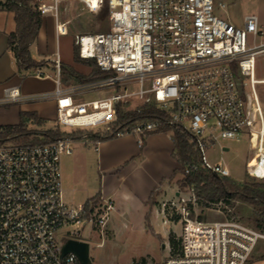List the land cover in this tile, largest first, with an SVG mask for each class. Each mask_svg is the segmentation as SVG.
I'll return each instance as SVG.
<instances>
[{"label": "built area", "instance_id": "2783aa9c", "mask_svg": "<svg viewBox=\"0 0 264 264\" xmlns=\"http://www.w3.org/2000/svg\"><path fill=\"white\" fill-rule=\"evenodd\" d=\"M12 1L19 5L25 1L42 18H52L57 39L70 32L63 18L69 5L64 3H79L91 16L97 9V28L76 33L74 44L80 57L112 74L86 83L104 88V95L81 100L75 89L61 87L57 48L53 58L45 54L37 65L21 72L47 78L51 75L44 67L50 64L56 75L52 94L24 95L19 86H12L0 98L4 105L54 97V125L66 133L50 142H0V264H83L72 252L62 254L65 242L58 233L83 223L102 228L113 206L103 198L66 202L61 157L73 152L76 131L112 130L119 107L141 111L156 105L166 114L165 120L128 125L119 136L137 134L142 143L165 125L177 126L198 150L199 166L219 176H231L229 167L222 159L210 162L208 149L218 145L221 152L229 150L224 141L240 140L248 133L255 152L247 161V173L264 182V111L257 91L264 79L256 77L264 41L258 40L263 30L256 13H247L238 26L219 13L226 5L216 0H0V8H8ZM132 83H138V89L130 90ZM113 86L117 90L110 92ZM134 98L137 102L131 106ZM197 167L188 164L185 173ZM181 208V232L163 260L112 264H248L264 239L263 228L235 218L192 219L189 209Z\"/></svg>", "mask_w": 264, "mask_h": 264}, {"label": "rangeland", "instance_id": "374dc122", "mask_svg": "<svg viewBox=\"0 0 264 264\" xmlns=\"http://www.w3.org/2000/svg\"><path fill=\"white\" fill-rule=\"evenodd\" d=\"M217 2L225 3L226 7L220 10V14L227 17L230 21L238 26L243 25V18L247 13L253 12L254 8L252 6L251 0H216ZM63 5H69L65 10H63V18L69 23L70 32L67 35L61 36L59 39L56 38L54 33V23L53 19L46 17L42 21V27L39 31V36L36 39V43L33 45V52H41L44 54H50L53 58V52L59 49L62 54V66L66 65L74 68L77 72L85 76H90L93 71V66L91 64H86L84 62L74 63L75 53L77 52V47L74 44L75 34L78 32L96 29V13L93 12V16L89 14L86 10L82 9V5L79 3H64ZM8 9V8H0ZM1 15H5L4 11H1ZM262 13L261 11H256ZM254 13V12H253ZM90 15V16H89ZM89 16V23H88ZM263 35L258 37L259 41H264V29ZM69 61V62H68ZM88 66L90 69H88ZM63 70V69H62ZM86 70H89L86 71ZM91 70V71H90ZM51 75V80L54 83L55 70L49 71ZM112 72H104L105 76L111 75ZM23 76L22 74H19ZM256 77L259 79H264V53L257 57V70ZM26 82H32L33 84H38L37 79L30 75L26 77ZM248 81V78L246 79ZM61 83L63 86H69L75 89L76 96L82 99H93L98 95H104L107 91H102L104 88L89 87L86 83L75 81L71 79L66 72L63 73L61 77ZM34 85V86H35ZM130 90L138 89V83H132L128 87ZM117 90V86H113L110 92ZM257 91L259 94V99L264 111V80L257 85ZM47 99L37 98L32 102H41ZM137 99L134 98L131 106H134ZM20 104H9L0 105V126L15 125L13 123L18 121V106ZM50 119L48 123L42 120L37 122L36 120H28L24 125V129L28 131H33L27 135L19 137L15 141H34V140H44L43 132L48 130L56 131L54 122L56 120V108L52 109L50 114ZM20 122V121H19ZM18 122V123H19ZM16 123V124H18ZM65 131H70L68 127L62 128ZM100 130L99 132H101ZM133 134V133H132ZM139 138L137 134H133ZM83 142V141H82ZM86 148H93L95 144L92 140L89 142H83ZM224 145L229 147V150L221 152V148L217 145L208 149V159L210 162H218L222 159L229 167L232 179L237 183L242 184L246 182L257 181L250 177L247 173V161L251 158L255 152L254 142L249 139L248 133H243L240 140H226ZM80 144L75 143L74 148H78ZM61 157V163L64 160V156ZM163 163H167L165 159L162 160ZM253 162V160H252ZM181 172H179L175 178L169 180L168 186L163 184L155 206L161 213L159 218L155 217L154 230L150 228L140 229L139 220H135V226L133 228H121L120 222L118 220L113 221L111 219L110 225L108 227H100L91 223H83L79 228L71 227L66 231L65 228L58 233L61 242H66L68 238L72 237L75 239H86L90 247V257L91 262L89 264H112V263H124L133 260L141 259H155L163 260L169 254V244L170 238H175L181 232L182 219V208L185 206L189 209V217L192 219H199L208 222H214L217 220L226 219H238L241 222L252 226L258 227L255 223L256 216L260 214V210L252 204L246 203L244 201H236L234 206H229L225 201H220L218 203H213L210 206H205L202 204L201 199L195 194L193 189L186 185L183 181L184 171L183 166L180 167ZM65 180V178H64ZM78 193H74L73 197L75 200L74 204L83 203L86 200H81L82 197L93 196L100 189V180L98 177V172L93 168L85 167L84 171H81L78 175ZM262 182V181H261ZM65 185V183H64ZM164 189V187H168ZM72 194L68 195V199L71 198ZM160 197V199H158ZM183 199L185 201H183ZM92 200H97L93 198ZM168 219L169 223L166 225V230H163L161 224ZM165 224V223H164ZM258 228H263L258 227ZM248 264H264V239L259 242L257 248L248 262Z\"/></svg>", "mask_w": 264, "mask_h": 264}, {"label": "crops", "instance_id": "0c3cea01", "mask_svg": "<svg viewBox=\"0 0 264 264\" xmlns=\"http://www.w3.org/2000/svg\"><path fill=\"white\" fill-rule=\"evenodd\" d=\"M251 2L254 8L253 12L258 15L264 29V0H251ZM1 11L6 12V14L0 16V98H3L6 89L12 86H19L24 95L52 94L56 86L54 87V84L50 82L52 81L51 76L47 78L34 76L38 81V84L35 85L25 81L27 76L19 75L22 74V69L18 66L13 47L9 45L10 34L17 30L15 14L8 9H0V15ZM35 43L36 40L30 45V52L32 57L40 62L45 54L33 52ZM47 55L51 56L50 54ZM60 55L62 59L61 52ZM72 61L77 63L73 58ZM44 68L48 72L52 71L50 64ZM88 69H90L89 66ZM86 71L89 72V70ZM61 87L72 88L65 87L62 83ZM41 99L47 100L38 103L32 102L34 100L13 103L20 104L18 106V121L13 124L20 121L21 111H36L38 116L48 123L47 120L50 119L52 109L56 108V99L54 97ZM82 141V139H75V143L80 144V146L77 149L74 148L71 154H66L61 163L65 201L71 204L75 203L76 199H74L73 194L78 193L79 190L77 186L78 175L84 171L85 167H91L98 172L100 189L93 196L82 197L81 200L87 201L96 195H100V198L113 206L108 212L104 227H108L111 219H113V221L118 220L120 222L121 228H133L135 224L139 223L140 229H145L148 224L146 216L149 214V223L154 229L155 217L159 218L163 214L156 208L155 204L153 206L148 204L149 198L153 191L160 192L163 184L168 186L166 182L175 178L171 177L174 170L181 167L174 157L175 145L172 133L170 131L150 133L143 143H140L139 138L130 133L99 142L92 140L95 143L92 149L86 148L84 141ZM163 159L167 163H163ZM164 189H168L167 191L170 193L172 187H164ZM70 193L72 196L68 199ZM158 195L159 193L156 196V201ZM135 220L140 222L135 223ZM168 223L162 222L163 230H166L165 227ZM81 240L87 241L86 239Z\"/></svg>", "mask_w": 264, "mask_h": 264}, {"label": "trees", "instance_id": "16d2710c", "mask_svg": "<svg viewBox=\"0 0 264 264\" xmlns=\"http://www.w3.org/2000/svg\"><path fill=\"white\" fill-rule=\"evenodd\" d=\"M8 10L14 12L17 23L16 32L11 33L9 36V45L13 47L19 68L23 69L37 65L39 62L32 57L30 45L39 36L43 18L25 1H22L21 5L17 4L15 1L10 2ZM74 60L76 62L81 61L86 64H91L93 66L92 74L90 76H85L77 72L74 68L63 65L61 77L63 73L66 72L71 79L82 83L92 82L106 77L104 71L98 67L94 60L80 57L78 49L75 53ZM155 118L162 120L166 119V114L157 108L156 105L143 107L141 111H126L119 107L118 121L112 130L93 134L79 130L73 133L72 136L74 139H89L99 142L119 137L118 133L128 125H133L139 121L153 120ZM28 120L41 122L43 119L38 116L36 111H21L20 122L18 124L0 126V142L6 140L15 141L23 135L34 133L33 131H28L23 128ZM168 131L172 133V139L175 145L174 157L180 165L183 166L185 176L183 181L193 189L195 194L201 199L202 204L210 206L213 203L225 201L227 205L232 207L238 200L252 204L256 209L261 211L260 214L256 216L255 223L258 227H262L264 225V182L245 181L239 184L229 176H219L211 170L199 166L200 155L194 143L191 141L189 134L185 130L174 125H165L162 129L155 131V133ZM43 135L44 140H34L33 142H50L65 136L66 133L57 129L56 131H45ZM191 163L197 164L198 167L185 173L186 166ZM180 169L181 168H176L171 177H175L181 172ZM157 194L156 191H153L151 194L148 201L150 206L156 203ZM96 197V201H98L101 196L96 195L93 198ZM146 220L148 221L147 227L154 230L149 223V214H147ZM170 243L174 245L175 238H170Z\"/></svg>", "mask_w": 264, "mask_h": 264}, {"label": "water", "instance_id": "95a60500", "mask_svg": "<svg viewBox=\"0 0 264 264\" xmlns=\"http://www.w3.org/2000/svg\"><path fill=\"white\" fill-rule=\"evenodd\" d=\"M215 174L218 175L217 173ZM70 252L76 254L83 264H89L91 262L89 243L85 240L68 239L62 247V254L65 255Z\"/></svg>", "mask_w": 264, "mask_h": 264}, {"label": "bare ground", "instance_id": "6f19581e", "mask_svg": "<svg viewBox=\"0 0 264 264\" xmlns=\"http://www.w3.org/2000/svg\"><path fill=\"white\" fill-rule=\"evenodd\" d=\"M97 9H93V12H95Z\"/></svg>", "mask_w": 264, "mask_h": 264}]
</instances>
